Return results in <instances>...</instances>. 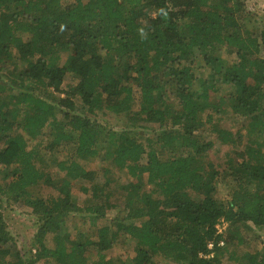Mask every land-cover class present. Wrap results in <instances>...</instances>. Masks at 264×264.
<instances>
[{
	"label": "trees",
	"instance_id": "16d2710c",
	"mask_svg": "<svg viewBox=\"0 0 264 264\" xmlns=\"http://www.w3.org/2000/svg\"><path fill=\"white\" fill-rule=\"evenodd\" d=\"M239 7L236 0H0V196L21 201L40 222L23 257L0 202V264H221L217 254L228 247L220 242H244L240 221L264 227V13L257 25L244 23ZM198 67L205 77L197 78ZM67 74L75 85L54 94ZM216 83L226 93L212 101ZM223 106L243 134L220 125ZM98 112L134 122L109 129L91 120ZM142 123L157 128L145 136ZM213 142L233 154L220 171L206 156ZM102 147V160L127 178L114 179L123 213L103 225L96 221L116 207L109 202L116 192L80 161ZM47 153L63 176L45 169ZM222 181L226 202L214 196ZM39 183L57 195H33ZM73 186L91 202L79 207ZM82 209L94 228L71 237L65 221ZM220 219L228 227L217 233ZM123 236L132 253L112 257ZM235 259L264 264V247Z\"/></svg>",
	"mask_w": 264,
	"mask_h": 264
},
{
	"label": "rangeland",
	"instance_id": "374dc122",
	"mask_svg": "<svg viewBox=\"0 0 264 264\" xmlns=\"http://www.w3.org/2000/svg\"><path fill=\"white\" fill-rule=\"evenodd\" d=\"M63 5H69L74 0H61ZM239 8L241 9L240 14L243 16L244 23L251 22L252 20L255 25L258 24V18L262 16L264 13V0H236ZM220 52V56H224L225 52L224 49H222ZM195 73L197 78H203L205 77L207 70L202 69L198 67V69H195ZM75 85V78L71 77L70 74H67L62 86H61V92L57 93L53 91L54 94H60V96H65V93L63 90L67 89L70 85ZM216 86L218 89L211 90L209 95L211 97L212 101H217L220 97V94H224L226 92H223L221 86L219 83H216ZM134 103H133V109L136 110L138 107V101H139V94L138 89L134 87ZM57 96V95H55ZM77 104V103H76ZM67 110V109H66ZM222 110L226 111L224 114V118L221 120V126L230 129L232 132L239 131L240 134H243V130L240 127V124L242 122L239 120L238 117L232 116L230 113V107L223 106ZM91 120H95L96 122L100 123L101 125L113 129V130H121L124 127H132L133 120L129 121V117L124 115H114L111 113H102L98 112L96 115L90 116ZM58 120H62V118L57 116ZM142 126L144 130L145 136H151L153 134V131L155 128H157L153 124L149 123H142ZM152 128V130H150ZM49 129L47 128L45 130V135L42 136L40 139L42 145H45L50 141V135H48ZM47 134V135H46ZM207 138V137H206ZM36 142H32V144H35ZM242 148V146L239 147V149ZM231 150V147L228 145H221L218 142H213V146L210 150L207 152V158L211 161V163L214 164L215 168L219 171L225 167V159H226V152L228 153ZM69 148H63L61 151H59L55 156L60 160L65 157V155L68 153ZM105 154V150L102 147L99 151V154L96 157L91 158L90 160H80L81 163L84 165V167L87 170H94L97 174L98 180L100 182H104L105 178H108L109 184L111 185V191H115L117 189L114 187V179L117 178L118 182L126 183L127 178L122 177L120 175L119 171L114 170L115 168L108 160H102V156ZM230 155H233L232 152L228 153ZM48 156L45 166L46 170L52 172L53 177H61L63 176V172H59L57 170V167L55 166L54 162L57 160H54L51 163L50 155L49 153L46 154ZM117 183V184H119ZM116 184V185H117ZM110 189L108 188L107 191ZM31 193L33 195L38 196H54L57 195V191L48 186L45 187L43 184L39 183L38 185L32 187L30 189ZM72 193L75 194V200L79 207L86 206L88 203L91 202V195L89 193H85L80 190V187H72L71 188ZM116 192V191H115ZM215 198H217L218 201H224L230 199L229 195V188L226 183L218 182L216 185V192H215ZM112 199L109 202L115 203L116 207L108 208L105 207V213L102 217H100L96 224H107L110 222V220L116 216L122 214L123 210V202L122 196H120L117 192L115 193L114 197H110ZM109 199V200H110ZM0 202L2 204V213L4 217V221L7 225V230L10 232V235L13 237L15 241V245L19 249V251L22 253L23 257L29 256L27 253L28 249L30 248V243L32 242L34 235L38 231V227L40 225V222L38 221L37 217H35L33 214H31L29 211L31 210L28 206H25L24 203L20 202H12L7 201L6 198L3 196H0ZM65 224L67 226V231L70 233L71 237H74L79 233L82 232H90L94 228V224H91L89 221V218L87 216L86 212H83V209L81 212L76 213L72 216V218L69 216ZM217 233L225 232L226 227H228V222L224 221L223 219H220V221L217 222ZM240 230L241 235L243 237V243L240 245L235 244H225V241L221 244L220 247L226 246L228 247V250L226 252H220L217 254V258L220 260L221 264H238V260L235 259V256L238 254H243L244 252H250L254 251L256 249H262L264 247V227L259 225H254L252 223H244L243 221H240ZM220 231V232H219ZM48 245H52V241L50 237L47 239ZM132 250V245L130 244V241L127 240V237L123 236L120 237L116 243L110 250L109 253L112 257L120 256L122 259L126 258L127 256H130ZM212 253L206 254V257H211ZM160 260V259H159ZM37 264H41V261L37 262ZM159 264H172L170 262H166L163 260L159 261ZM177 264V263H176Z\"/></svg>",
	"mask_w": 264,
	"mask_h": 264
},
{
	"label": "built area",
	"instance_id": "2783aa9c",
	"mask_svg": "<svg viewBox=\"0 0 264 264\" xmlns=\"http://www.w3.org/2000/svg\"><path fill=\"white\" fill-rule=\"evenodd\" d=\"M216 228H217V226H216ZM217 232H218V230H217ZM220 232V231H219ZM221 244H222V242H220ZM212 246H213V244H212V242H209L208 243V248H212Z\"/></svg>",
	"mask_w": 264,
	"mask_h": 264
}]
</instances>
